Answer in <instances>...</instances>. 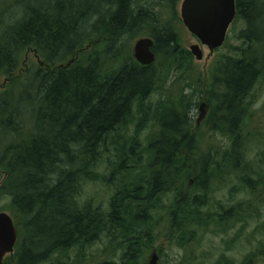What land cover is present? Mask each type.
<instances>
[{"label": "trees", "instance_id": "1", "mask_svg": "<svg viewBox=\"0 0 264 264\" xmlns=\"http://www.w3.org/2000/svg\"><path fill=\"white\" fill-rule=\"evenodd\" d=\"M178 1L0 0V76L10 81L0 91V196L10 199L18 232L15 264L70 250L79 258L102 238L109 256L119 254L101 264H146L162 223L164 238L185 251L177 264H206L197 251L210 227L226 234L236 222L261 218L264 149L252 157L244 126L252 92L264 85V0H236L240 45L202 84L204 131L225 138L220 147H201L205 138L192 134L186 93L200 82L190 66L175 74L191 54L178 41ZM140 32L153 40L149 66L130 51ZM30 50L41 62L16 76ZM154 93L161 98L149 104ZM149 122L157 131L143 146L138 129ZM103 161L110 176L96 172ZM233 177L245 204L211 213L214 194ZM99 180L113 189L107 207H97V197L81 204L80 187ZM225 259L221 253L214 264Z\"/></svg>", "mask_w": 264, "mask_h": 264}, {"label": "rangeland", "instance_id": "2", "mask_svg": "<svg viewBox=\"0 0 264 264\" xmlns=\"http://www.w3.org/2000/svg\"><path fill=\"white\" fill-rule=\"evenodd\" d=\"M34 3H42L49 2V0H30ZM138 4L146 5L147 3H151V0H136ZM182 0H179L174 8L172 13L176 14V29L178 33V41L180 47L186 50L189 54V48L192 45H199V48L202 52L203 58L200 61H197L191 54L187 57V54L180 61L181 72H175L177 76H180L181 73L186 72V68L190 66L192 70H195L196 76L199 80V89L191 86L188 88L187 95H193L192 101L190 103L191 113L190 117L192 119V134L196 133V135H200V137H204L205 140L201 142V147H206L209 144V141L216 147H220L222 144H225L227 140L218 134H210L209 132H205V121L209 116V105L206 103L204 94V85L202 84L208 80L209 78V70L212 66L221 58L226 56H233L231 48L234 46H239L240 43H237L235 36L238 34L240 30L244 28V24L242 21H237L233 25H231L225 45L215 50L213 54L209 55V52L206 47L200 45L198 41L192 36L187 29L183 26L181 18H180V5ZM134 5L136 2L133 1ZM160 8H155V11L159 12ZM13 11V10H12ZM165 17H168V12L164 13ZM3 19H6V16H3ZM140 38H147V35L144 32L138 33L136 37L130 40V51L132 52V48L134 43ZM33 50L27 51L21 59L19 71L16 76L21 75L25 72V70L31 65H38L41 61L40 57ZM175 81L180 78H173ZM172 83V82H170ZM10 84V81L7 80V77L0 76V91L5 89ZM193 87V88H192ZM167 90V89H165ZM177 90V89H175ZM252 96L254 99L251 101L250 106V119L246 122L244 126V134L247 136V147H249V151H251L252 157L262 151L264 149V140H261V137L264 136V85H257L253 92ZM161 98L159 93L152 94L148 103L153 104L159 101ZM203 105V106H202ZM202 108V110H201ZM200 109V110H199ZM146 125V124H145ZM142 126L138 129L139 140L143 146H146L149 138L156 134L157 128L152 123L149 122L147 126ZM134 129L129 130V134L132 135L134 133ZM250 135V136H249ZM257 138H256V137ZM250 157V156H249ZM250 157V158H252ZM110 166L107 161H103L100 166H98L96 172L100 175L110 176ZM5 178V175L2 171H0V184ZM238 182L233 177L231 181L222 189H219L214 194V202L211 206H209V210L211 213L218 207L221 206L224 209L230 206H235L236 203H244L246 199V194L244 192H240L237 189ZM194 188V182L189 184V190ZM112 187L109 184L103 183L101 180L95 182H87L80 187V195L79 202L81 204L85 203L88 199H92L97 197L96 206L100 209H105L107 207V202L112 194ZM196 191V190H195ZM100 203V204H98ZM98 204V205H97ZM164 204H168V202L164 201ZM263 207L261 208V218L260 219H251L246 222V224L236 222L233 228L224 233H216V227L212 226L210 229L202 235V241L200 242V249H198L197 254L199 256H204L207 259L206 264H214L219 259V255L224 253L226 256L234 259L236 262H241L243 259H247L248 256H251L250 259H259L260 262L256 264H264V255L262 256V247L264 248V197H263ZM0 212L7 213L12 219V210L10 208V199L6 196H0ZM162 218V222L166 221L165 215ZM164 223L160 226V234L158 242L154 244L156 249L160 250V260L158 264H177L180 260L185 257V251L177 248L176 246L170 244V241L164 238ZM108 242L106 240L101 239V241H97L94 245L88 246L84 251V256L77 258V251L70 250L66 252L64 256L58 254L55 257H52L48 262L42 264H101L103 261L108 259L117 258L119 251L118 248L115 250V253L112 256L106 251ZM16 248H14L13 252L5 257L4 264H15L16 262ZM252 255H258V257H252ZM65 259V260H63ZM58 261L60 263H58Z\"/></svg>", "mask_w": 264, "mask_h": 264}, {"label": "water", "instance_id": "3", "mask_svg": "<svg viewBox=\"0 0 264 264\" xmlns=\"http://www.w3.org/2000/svg\"><path fill=\"white\" fill-rule=\"evenodd\" d=\"M236 16V0H182L180 5L183 26L200 45L207 48L209 55L224 45L227 32ZM152 48V39H138L132 48L135 61L142 66L153 64L155 55ZM189 51L197 61L202 60L199 45H192ZM16 242L17 229L12 218L7 213L0 212V264L13 252ZM157 259V255L153 253L148 264H157Z\"/></svg>", "mask_w": 264, "mask_h": 264}, {"label": "flooded vegetation", "instance_id": "4", "mask_svg": "<svg viewBox=\"0 0 264 264\" xmlns=\"http://www.w3.org/2000/svg\"><path fill=\"white\" fill-rule=\"evenodd\" d=\"M155 253L157 255V264L159 263V260H160V250L159 249H156L155 247H153V249L151 250V253L148 255V258H147V262L146 264H148V261H149V258L151 257V255ZM219 260V259H218ZM218 261H216L215 263H217ZM260 262L259 259H249V261L243 259L241 262H236L234 259L230 258L229 259H225V260H222V261H219L220 264H256Z\"/></svg>", "mask_w": 264, "mask_h": 264}, {"label": "bare ground", "instance_id": "5", "mask_svg": "<svg viewBox=\"0 0 264 264\" xmlns=\"http://www.w3.org/2000/svg\"><path fill=\"white\" fill-rule=\"evenodd\" d=\"M200 110V109H199Z\"/></svg>", "mask_w": 264, "mask_h": 264}]
</instances>
